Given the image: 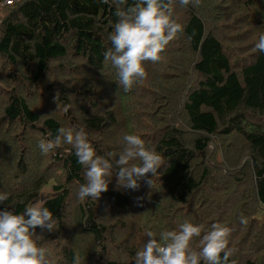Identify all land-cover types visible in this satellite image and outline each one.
<instances>
[{
    "label": "trees",
    "instance_id": "obj_1",
    "mask_svg": "<svg viewBox=\"0 0 264 264\" xmlns=\"http://www.w3.org/2000/svg\"><path fill=\"white\" fill-rule=\"evenodd\" d=\"M115 12L111 0L0 3V210L23 214L52 180L43 200L58 230L33 237L52 264L76 253L81 264H135L148 231L159 239L185 221L230 228V262L264 264V0H177L184 31L128 92L104 55ZM60 127H83L98 155L139 135L162 158L153 189L141 179L117 190L114 169L109 190L81 202L75 150L38 148Z\"/></svg>",
    "mask_w": 264,
    "mask_h": 264
},
{
    "label": "clouds",
    "instance_id": "obj_2",
    "mask_svg": "<svg viewBox=\"0 0 264 264\" xmlns=\"http://www.w3.org/2000/svg\"><path fill=\"white\" fill-rule=\"evenodd\" d=\"M100 2L108 4L110 0ZM111 3L116 5L118 20L109 36L111 47L104 55L117 70L119 84L128 92L148 78L145 62H161L162 53L184 31V26L174 17L177 0H132L131 5L128 0H111ZM178 3L185 8L198 7L200 0H178ZM255 50L264 53V34L256 42ZM57 100L58 93L54 102ZM62 144L75 150L77 161L84 168L86 182L79 186L77 193L81 202L89 198L99 200L102 193L109 190L114 169L117 190H137L141 179L152 190L155 178L160 174L161 156L147 148L137 134L123 136L119 154L98 155L83 127H60L54 139L40 140L38 148L46 155ZM8 199L7 192H0V203ZM143 200V196L138 197L137 203L142 206ZM45 203L37 199L23 214H14L7 208L0 210V264H52L49 250L38 246L33 238L37 236V228L48 233L58 230L57 219ZM240 223L246 225L247 218L241 216ZM231 231L220 223H213L210 230H205L203 225L188 221L181 223L178 230L162 232L159 239L148 231L147 241L136 252L135 264H201V261L203 264H234V261L230 262ZM196 238H199L198 250L192 243ZM73 264H81L78 253L74 254Z\"/></svg>",
    "mask_w": 264,
    "mask_h": 264
},
{
    "label": "rangeland",
    "instance_id": "obj_3",
    "mask_svg": "<svg viewBox=\"0 0 264 264\" xmlns=\"http://www.w3.org/2000/svg\"><path fill=\"white\" fill-rule=\"evenodd\" d=\"M51 185H52V180L49 181V183L47 185H45L39 192L38 197L33 201L35 202L37 199L43 200V198L45 197V195H47L48 193L51 192ZM32 202V203H33Z\"/></svg>",
    "mask_w": 264,
    "mask_h": 264
},
{
    "label": "built area",
    "instance_id": "obj_4",
    "mask_svg": "<svg viewBox=\"0 0 264 264\" xmlns=\"http://www.w3.org/2000/svg\"><path fill=\"white\" fill-rule=\"evenodd\" d=\"M12 1H14V0H0V3H2V4H4V3H10Z\"/></svg>",
    "mask_w": 264,
    "mask_h": 264
}]
</instances>
